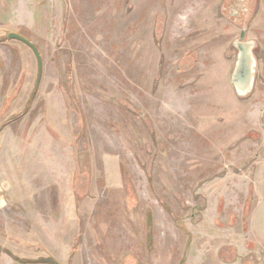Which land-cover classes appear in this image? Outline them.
I'll return each instance as SVG.
<instances>
[{"label":"rangeland","instance_id":"rangeland-1","mask_svg":"<svg viewBox=\"0 0 264 264\" xmlns=\"http://www.w3.org/2000/svg\"><path fill=\"white\" fill-rule=\"evenodd\" d=\"M0 264H264V0H0Z\"/></svg>","mask_w":264,"mask_h":264},{"label":"water","instance_id":"water-1","mask_svg":"<svg viewBox=\"0 0 264 264\" xmlns=\"http://www.w3.org/2000/svg\"><path fill=\"white\" fill-rule=\"evenodd\" d=\"M243 33L244 32H241L240 37L243 36ZM7 37L15 38L28 44L34 50L36 57L38 58V53L35 47L26 38L17 33H8ZM249 47L250 44L247 42H237L238 54L231 81L238 94L247 92L252 82V59ZM38 69L40 70L39 62Z\"/></svg>","mask_w":264,"mask_h":264},{"label":"trees","instance_id":"trees-1","mask_svg":"<svg viewBox=\"0 0 264 264\" xmlns=\"http://www.w3.org/2000/svg\"><path fill=\"white\" fill-rule=\"evenodd\" d=\"M39 72H40V70H39Z\"/></svg>","mask_w":264,"mask_h":264},{"label":"flooded vegetation","instance_id":"flooded-vegetation-1","mask_svg":"<svg viewBox=\"0 0 264 264\" xmlns=\"http://www.w3.org/2000/svg\"><path fill=\"white\" fill-rule=\"evenodd\" d=\"M250 48V47H249Z\"/></svg>","mask_w":264,"mask_h":264}]
</instances>
